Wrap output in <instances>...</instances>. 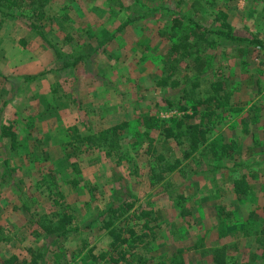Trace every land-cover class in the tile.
<instances>
[{
    "label": "rangeland",
    "instance_id": "1",
    "mask_svg": "<svg viewBox=\"0 0 264 264\" xmlns=\"http://www.w3.org/2000/svg\"><path fill=\"white\" fill-rule=\"evenodd\" d=\"M14 1L8 6L0 3V20L11 24L12 16H22L18 21L35 34L32 38L25 30L15 31L12 38L19 50L26 43L31 47L32 39H41L43 29L40 21L29 16L30 11L37 12V2L29 6L31 0ZM64 1L47 0L46 4L51 10ZM105 1L109 2L107 7L96 8L93 16L101 35L108 36L110 28L121 26L125 19L127 23L120 29L126 28L123 36L110 42L109 52L99 46L94 50L97 59L90 68L95 72L94 99L89 100L86 92L92 82L74 88L68 77L58 90L56 86L45 92L37 90L32 99L17 101L8 87L14 75L10 70L17 68H0V128L9 126L14 135L12 139L0 136V236L8 237L0 242V264L11 256L15 258L11 264H109L113 237L98 227L109 214L108 206L122 199L133 201L132 217L144 209L151 212L149 218L153 220L148 222V229L133 224L142 219L122 216L114 220V229L133 227L136 236L144 232L134 243L122 233L128 239L118 247L125 254L117 264H213L212 249L220 245L226 246L227 264H264V251L249 235L264 224V0ZM218 11L226 16L224 30L237 41L208 34L200 46L198 69L191 57H186L178 63L174 77L179 82L186 77L200 80L197 91L218 79L229 92L227 104L216 110L218 118L207 138L233 141L232 157L224 162L256 159L234 169V176L244 173L250 186L240 202L242 215L247 210V216L239 214V220L231 214L225 218L226 210L221 206L225 196L221 191L229 187L233 174L224 176L221 170L214 171V183L209 186L202 179L192 181V185L188 182L194 159H202L197 169L211 165L202 151L181 160L187 172L165 175L171 182L166 190L159 182L149 185L147 174L154 166V156L161 153L170 160L180 156L181 148L171 139L163 140L159 127L146 130L136 123L142 116L197 121L198 113L181 98L180 88L187 82L178 88L155 87L154 82L167 60L171 39L190 28V20L210 30L218 29ZM174 16L180 19V28L171 27ZM119 40L126 42L123 50L118 48ZM4 44L11 48L9 41ZM15 48L12 46L11 64L17 66L23 54L16 53ZM79 48L71 44L55 48L53 53L74 65L80 57ZM46 70L42 67L34 76H46ZM8 105L12 113H5ZM120 121H127L128 127L115 136L118 148L108 155L99 148L81 151L62 146L63 134L70 126L89 133ZM55 191L61 192L62 198ZM217 206L223 208L219 215ZM62 212L72 216L71 229L64 235H45L34 223L38 214ZM34 254L38 255L32 263ZM132 254L138 258L131 259Z\"/></svg>",
    "mask_w": 264,
    "mask_h": 264
},
{
    "label": "trees",
    "instance_id": "2",
    "mask_svg": "<svg viewBox=\"0 0 264 264\" xmlns=\"http://www.w3.org/2000/svg\"><path fill=\"white\" fill-rule=\"evenodd\" d=\"M36 1L37 0H31V4L36 3ZM0 3H5L6 6H8L13 5L15 1L0 0ZM39 3L40 1L38 4ZM215 20L219 22V27L215 30H210L190 20V28H187L186 31H179V36L171 39L168 46L167 60L163 65L160 76L154 82L155 87L168 88H178L182 83L184 84V82H187L188 85L186 87L180 88L181 98L188 103L193 111L198 113L197 121L189 123L183 120V117L176 116H169L162 120H158L152 116H142L136 119V123L138 124L140 122L142 127L146 130L159 127L158 135L163 140L171 139L181 148L180 156L170 160L161 153L154 156V166L149 167L147 174L149 185L159 182L162 183L166 190L171 186V182L168 178H165V175L180 169L181 160L192 157L191 155L197 151L200 152V150L204 156L207 155L213 160V165H215L217 169L224 168L233 171L238 167L248 166L255 159L249 157L241 163L224 162L223 159H230L232 157V150L234 148L233 141L229 140L225 142L223 140H209L207 138V132L210 127L215 124L214 120L218 118L216 110L225 106L229 99V92L224 89L223 82L218 79L212 82L209 81L205 88L197 91V88L200 86V80H191V78L186 77L183 82H179V79L174 77L175 72L178 70V63L183 61L186 57H191V62L195 65V69H198L201 63L199 57L200 46L205 36L208 34H214L221 39L237 41V37L224 30V27H227V22L226 16L222 11L217 12ZM170 22L173 29L180 28L181 22L178 17L174 16L170 19ZM196 107H199V110H196ZM128 124L127 121H120L96 132L89 133H81L76 126H70L63 134L62 146L71 149H81V151L99 148L108 155L118 148V142L115 136L121 130L128 127ZM0 136H6L10 139L14 137L9 126L0 128ZM64 157L67 158V154H64ZM71 166L74 167V164H71ZM72 184H74V181ZM231 187L234 198L241 201L242 198L248 194L250 187L247 183L246 175L244 173L237 174L231 181ZM54 193L59 196V199L62 198L63 194L61 192L55 191ZM217 209L216 213L219 215L223 209L219 207H217ZM107 210L109 214L106 215V219L101 223L98 229H107V233L112 235L113 239L109 244L107 261L109 264H117L124 260L125 254L123 248L118 249L119 245L124 244L128 239L127 237L131 238V242L134 243L135 239L144 235V232H140L139 235L136 236L133 227H128L126 229L122 228V226L116 229L111 227L114 220H117L119 217L124 216L125 218H129L133 216L132 200L122 199L116 204L108 206ZM150 213L149 210L140 209L137 216L132 218L142 220H137L136 223L133 224L139 225L141 229H148V222L153 220V218H149ZM34 223L41 233L58 237L64 235L71 229L72 216L65 212L51 213L50 215L38 214ZM122 233H126L127 237L122 236ZM244 235H246L245 232ZM249 235L253 237L254 243L264 251V224ZM7 240V237L0 236V242H6ZM133 243L129 246L130 248L134 246ZM225 248V245H220L212 249L211 262L213 264H224ZM102 253L99 254V258L102 256ZM37 255L38 254L33 255L31 259L32 263L36 262L35 259ZM134 258H138V256L132 254L131 259ZM14 261L15 258L12 256L3 260L4 264H11ZM172 264L182 263L175 262Z\"/></svg>",
    "mask_w": 264,
    "mask_h": 264
},
{
    "label": "crops",
    "instance_id": "3",
    "mask_svg": "<svg viewBox=\"0 0 264 264\" xmlns=\"http://www.w3.org/2000/svg\"><path fill=\"white\" fill-rule=\"evenodd\" d=\"M39 1L40 3L37 5V12L32 14L34 10L30 11L29 16L31 19L38 20V22L40 21L42 23V37L40 39L37 36L39 39H32L31 47L26 43L23 48L20 47L21 45L19 46L20 48L18 47L19 50H21L19 51L15 48V42L12 38V35L15 34V31H17V33H21L24 30L26 31L25 33H27V35L31 34L32 38L35 36L32 31L28 32L30 29L29 27H26L23 22L18 21L24 17L12 16L17 20L12 19L13 22H11V24L9 21L3 22V20H0V68H6L9 67V65L13 66L12 68H17L16 71H14V69L10 70L14 72V75L9 79L12 81V84L8 85L12 98L16 99L17 101H23L25 98L32 99L37 90H43L45 92L49 89V87L55 86L58 90L59 87H62V84H64L63 79H66L68 77L72 79L71 83L73 84L74 88L84 85L87 86L89 82H92V78L95 73L90 69L91 66H95V60L97 59V54L94 50H96V48L99 46L100 49H104V52L107 51L108 48H111V44H113H110V42H113L115 39H117V37H122L124 34V32L122 31H125L126 29L125 28L124 30L120 31V29L126 26L127 22L125 19V22L121 26L110 28L109 32L107 33L108 36L103 37L101 35L100 29H97V20L95 21L93 16L96 8L107 7L109 2H106L105 0H65L63 2L65 4H60L59 2L51 10L48 9L49 6L46 4L47 0H37L36 2L38 3ZM34 4L35 3L29 4V6H33ZM97 19L99 22V17ZM104 23L107 24V17L105 18ZM91 24H93L95 27L92 28ZM6 41L10 42L11 48L6 47L7 45L4 44ZM25 41H27V38L25 39ZM71 44H75V48L76 46L80 47L78 50H76L77 53H79L80 57L74 65L71 59V61H67L68 58L59 57L61 54L57 55L53 53L55 48H61L62 46L70 47ZM91 44L92 47L90 49L89 45ZM125 44L126 42H124L123 40H119L118 48L123 50ZM12 46L18 51L16 53L23 54V59L17 64L18 67L14 66V64H11L12 59H14V57L12 56ZM109 51L110 50H108V52ZM107 53L106 55L108 56ZM99 62L101 61L99 60ZM42 67H46L47 75L43 77H35L34 74ZM81 74L82 77H80ZM76 76L78 77L76 78ZM6 87H4L3 90H6ZM95 90L96 87H94L93 82L91 87L88 88L87 86L86 92L88 91L89 100H92V98L94 99L96 97ZM110 105L114 106V104ZM116 108L118 109V107ZM17 110L19 109H16V111ZM26 110L29 109L26 108ZM4 111L5 113H12L13 108L8 105L5 107ZM67 115L70 114L68 113ZM8 123L13 125L10 120H8ZM4 125L9 124L4 123ZM197 152H195L191 156L193 157ZM205 159L206 161L211 163V165L205 164L202 170H200L201 168H196L197 164H201L202 162L201 157L194 159V166L192 165L193 168L191 171H189L191 177L189 178L188 182L191 185L192 181L196 182L200 181V179H202L204 183L207 184V186H209L208 183L212 185L214 183V180L211 174H213L214 171L221 170V174H223L224 176L226 175V173H231V175L234 173V170L230 171L224 168L217 169V167L213 165V160L207 155ZM241 161L238 162V160H234L235 163H241ZM185 167L186 166H181L180 169L176 170L175 172L178 174L187 172L189 169ZM223 172H225V174ZM236 176L231 178V181ZM177 186H181V184L178 183ZM221 193V195L223 196L225 193V196L222 198L221 202V206H223L226 210V215L224 214V216H226L225 218H227L228 216L231 217L233 215V218H238L239 220L240 216H247V210L245 211V214L242 215L241 207H243V205L240 203V200H236L234 198L231 183L229 184V187L225 190V192L221 191ZM252 209L253 208L251 207L249 211H251ZM239 214L241 215L239 216ZM10 238H12V235L9 236V239ZM224 264H227L226 250L224 254Z\"/></svg>",
    "mask_w": 264,
    "mask_h": 264
},
{
    "label": "water",
    "instance_id": "4",
    "mask_svg": "<svg viewBox=\"0 0 264 264\" xmlns=\"http://www.w3.org/2000/svg\"><path fill=\"white\" fill-rule=\"evenodd\" d=\"M263 159H264V157H263Z\"/></svg>",
    "mask_w": 264,
    "mask_h": 264
}]
</instances>
